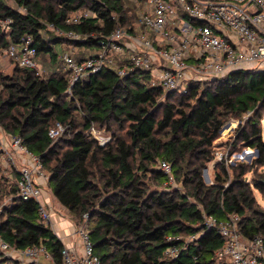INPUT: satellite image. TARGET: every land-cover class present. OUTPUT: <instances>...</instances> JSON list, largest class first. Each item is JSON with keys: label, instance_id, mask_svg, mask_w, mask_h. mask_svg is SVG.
Instances as JSON below:
<instances>
[{"label": "trees", "instance_id": "1", "mask_svg": "<svg viewBox=\"0 0 264 264\" xmlns=\"http://www.w3.org/2000/svg\"><path fill=\"white\" fill-rule=\"evenodd\" d=\"M11 1L10 6L0 0V49L31 36L37 61L47 56L54 68L45 78L15 64L16 76H0V127L41 158L49 174L47 189L79 221L86 220L100 264H219L215 253L224 239L204 225L203 211L221 221L237 215L241 233L264 240V208L253 193L264 198V179L246 181L250 171L264 166V70H236L190 83L186 93L149 87L146 72L119 76L108 68L72 85L60 60L65 46L84 50L72 52L78 60L94 56L118 26L136 22L137 14L129 15L135 5L129 0ZM85 10L90 18L66 23L69 15ZM69 31L83 37L68 38ZM243 115L248 118L235 130L229 152L249 147L257 157L230 170L216 163L214 183L206 185L202 170L214 158L213 142L226 122ZM56 123L65 131L52 139L48 131ZM92 125L111 139L100 145L88 135ZM161 162L171 164L185 191L170 188ZM7 193L0 237L18 249L43 247L62 264L64 244L41 220L38 203L22 201L15 182ZM170 246L180 249L177 257L165 254Z\"/></svg>", "mask_w": 264, "mask_h": 264}, {"label": "built area", "instance_id": "2", "mask_svg": "<svg viewBox=\"0 0 264 264\" xmlns=\"http://www.w3.org/2000/svg\"><path fill=\"white\" fill-rule=\"evenodd\" d=\"M129 1L136 7V22L129 28L118 26L100 42L98 53L82 60L68 51L60 55L63 71L71 73L72 85L108 68L119 76L146 72L149 87L162 88L166 93H186L190 83L222 78L236 70H264V0ZM91 16L86 10L76 11L67 17L66 23L78 25ZM64 35L71 39L83 37L75 31ZM32 42V37L27 36L20 44L11 43L0 49V56L39 74L37 51ZM64 131L65 127L56 123L48 135L55 139ZM88 135L100 145L111 139L95 125L90 127ZM0 142L5 156L2 164L11 168L10 178L16 183L17 196L22 201H36L41 220L50 223L53 211L47 189L49 174L41 158L27 148L21 137L1 128ZM249 152L254 151L250 148L243 153H230L227 148L215 154L213 164L224 163L230 170L239 161L247 160ZM159 168L168 176L167 184L174 185L171 164L161 162ZM9 202L2 205L0 211ZM203 220L208 229L217 230L224 239V245L215 253L219 264H264L263 238H247L241 233L237 215L221 221L203 211ZM73 234L80 249L64 246L62 264H100L87 225H76ZM179 253L176 246L165 250L170 258ZM40 256L51 258L43 247L18 249L0 237V264H16V261L39 264Z\"/></svg>", "mask_w": 264, "mask_h": 264}, {"label": "rangeland", "instance_id": "3", "mask_svg": "<svg viewBox=\"0 0 264 264\" xmlns=\"http://www.w3.org/2000/svg\"><path fill=\"white\" fill-rule=\"evenodd\" d=\"M4 1L8 5H10V6L12 5L11 0H4ZM126 5L128 6L127 2H126ZM135 14H137V11L129 10V15H132L135 17ZM57 49L58 50L60 49V45L57 47ZM65 50L73 51L74 53H78V51H80L79 53L84 52V50H82V49H79V48L75 49L72 45H66ZM49 60H50V58L45 56V57H41L39 59V62H38L39 67H40L39 75H41L42 77H45V78L50 75V73L53 71V68H54V66L52 65V62L49 63L50 62ZM16 68L17 67L15 66V64L12 61H10V59L8 57H6L4 55L0 56V76H3V77H12L13 76L14 77V76H16ZM247 118H248V115H243L241 118H233V120L231 119L224 124V126L222 128L226 127V129L222 133H220V137L213 144L214 156L217 152H219V151L224 152L227 148H229L228 145L232 141L235 140V130L239 127V125H244ZM261 127H262V137L264 139V114H263L262 119H261ZM104 136L106 137L107 134H105ZM2 147H3V145L0 142V189H1L2 194H3V198L0 202V207L9 202L10 195L7 192L10 188V185L13 183V177H11L12 179L10 178L11 172H12L11 168L2 164V163H4L3 161H5V156L3 154L4 151H3ZM249 149H250L249 147L243 148V149L240 148L238 153H243L244 151H249ZM253 151L254 152L252 154L249 152L250 154H249V157L247 158V160H242V161H239L238 163H246V164L250 165L252 163V161L257 157L256 153H255V149H253ZM213 159L210 162H208L206 167H204L202 170V177H203L204 183L206 185H211L214 183V164H213L214 161H213ZM12 175H14V172L12 173ZM254 178L264 179V166L258 167L256 169V173H254V169H253L252 171H250L246 175V181L247 182H252ZM170 188L177 189L180 192H183L186 190L185 187L183 186L182 182L179 180H178V182H175L174 185L170 186ZM253 193L255 195L257 202L261 205V207L264 208V198H262V196H260V193L258 191H254ZM49 196L52 199L51 200L52 201V203H51L52 207H50L51 211L58 214V216H60L61 218H65L69 222H73L75 226L76 225L79 226V225L86 223V220L79 221L80 219L78 217H76L68 209L63 207L58 202V200L55 199L50 194V191H49ZM190 199L192 200V198H190ZM47 224L50 225V223H47ZM185 241L189 242L190 240L188 237H186ZM42 257H44V256H42Z\"/></svg>", "mask_w": 264, "mask_h": 264}, {"label": "crops", "instance_id": "4", "mask_svg": "<svg viewBox=\"0 0 264 264\" xmlns=\"http://www.w3.org/2000/svg\"><path fill=\"white\" fill-rule=\"evenodd\" d=\"M66 51L71 52V53L73 52V51L65 50V52ZM213 144H212V147H213ZM51 200L52 199L50 197V203H52ZM50 227L57 234V236L61 239L65 247L73 248L76 246L78 249H80L77 238L73 234L74 229H75V225L73 222H69L67 219L61 218L60 216H58V214L53 212L51 222H50ZM38 263L39 264H55L52 258L48 259L42 256L38 258ZM16 264H21V263L16 261Z\"/></svg>", "mask_w": 264, "mask_h": 264}, {"label": "water", "instance_id": "5", "mask_svg": "<svg viewBox=\"0 0 264 264\" xmlns=\"http://www.w3.org/2000/svg\"><path fill=\"white\" fill-rule=\"evenodd\" d=\"M225 129H226V127L225 128H222L221 131H220V133H222ZM255 153L258 155V151L257 150L255 151Z\"/></svg>", "mask_w": 264, "mask_h": 264}]
</instances>
